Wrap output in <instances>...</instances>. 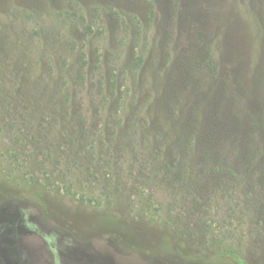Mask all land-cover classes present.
Returning <instances> with one entry per match:
<instances>
[{
    "label": "rangeland",
    "instance_id": "obj_1",
    "mask_svg": "<svg viewBox=\"0 0 264 264\" xmlns=\"http://www.w3.org/2000/svg\"><path fill=\"white\" fill-rule=\"evenodd\" d=\"M40 257L264 264V0H0V264Z\"/></svg>",
    "mask_w": 264,
    "mask_h": 264
},
{
    "label": "flooded vegetation",
    "instance_id": "obj_2",
    "mask_svg": "<svg viewBox=\"0 0 264 264\" xmlns=\"http://www.w3.org/2000/svg\"><path fill=\"white\" fill-rule=\"evenodd\" d=\"M41 230L44 231L43 232L44 234L45 233L47 234L49 232L47 230H43L42 228H41ZM26 234L27 235H26V237L24 239H26V241L29 242V244L35 245V243L32 240L37 239V240L40 241V244L38 245V249L37 250H41L42 248H44V244H43L44 237L40 236L38 231L37 232L36 231L35 232L32 231V232H28ZM33 248L36 249L34 246H33ZM34 263L35 264H50L47 258H42V257L38 258L37 261L34 262Z\"/></svg>",
    "mask_w": 264,
    "mask_h": 264
}]
</instances>
